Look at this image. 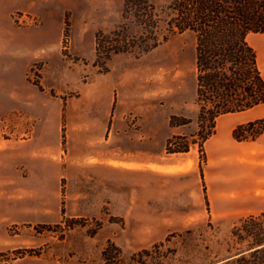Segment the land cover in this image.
I'll return each mask as SVG.
<instances>
[{
	"label": "rangeland",
	"instance_id": "rangeland-1",
	"mask_svg": "<svg viewBox=\"0 0 264 264\" xmlns=\"http://www.w3.org/2000/svg\"><path fill=\"white\" fill-rule=\"evenodd\" d=\"M16 4L0 0V264H105L109 243L110 264H264V213L212 211L215 137L167 150L197 129L195 36L162 23L142 52L138 27L116 35L123 0ZM249 42L264 75V33Z\"/></svg>",
	"mask_w": 264,
	"mask_h": 264
},
{
	"label": "trees",
	"instance_id": "trees-1",
	"mask_svg": "<svg viewBox=\"0 0 264 264\" xmlns=\"http://www.w3.org/2000/svg\"><path fill=\"white\" fill-rule=\"evenodd\" d=\"M121 17L116 35L121 37L123 33L127 41L129 37L125 33L129 27H138L142 52L157 47L161 37L169 38L157 31L162 23L170 35L189 32L195 36L197 129L190 135L176 134L169 139V153L188 152L196 143L203 150L204 143L216 132L220 116L264 104V75L257 51L249 42L250 34L264 33V0H123ZM105 44L98 43V53L109 50ZM192 121L173 115L171 126H186ZM258 124L264 126V119L238 125L233 131L234 138L249 139L243 132L247 128L254 130ZM263 131L264 127L250 136ZM251 249L254 250L249 253L256 255L264 251V243ZM112 250L121 252L114 243H109L103 250L105 264H110Z\"/></svg>",
	"mask_w": 264,
	"mask_h": 264
},
{
	"label": "crops",
	"instance_id": "crops-1",
	"mask_svg": "<svg viewBox=\"0 0 264 264\" xmlns=\"http://www.w3.org/2000/svg\"><path fill=\"white\" fill-rule=\"evenodd\" d=\"M9 2L12 6L16 4V0ZM40 2L23 0V5L37 8ZM262 118L264 104L217 119V130L211 136L215 137L214 154L205 170L207 196L216 218H245L264 213V133L247 141L233 137L238 125Z\"/></svg>",
	"mask_w": 264,
	"mask_h": 264
},
{
	"label": "bare ground",
	"instance_id": "bare-ground-1",
	"mask_svg": "<svg viewBox=\"0 0 264 264\" xmlns=\"http://www.w3.org/2000/svg\"><path fill=\"white\" fill-rule=\"evenodd\" d=\"M163 170V169H162Z\"/></svg>",
	"mask_w": 264,
	"mask_h": 264
}]
</instances>
